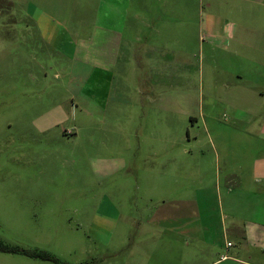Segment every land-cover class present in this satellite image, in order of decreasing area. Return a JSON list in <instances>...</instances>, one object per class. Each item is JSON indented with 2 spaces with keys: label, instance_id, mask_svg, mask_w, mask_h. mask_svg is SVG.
Here are the masks:
<instances>
[{
  "label": "rangeland",
  "instance_id": "rangeland-1",
  "mask_svg": "<svg viewBox=\"0 0 264 264\" xmlns=\"http://www.w3.org/2000/svg\"><path fill=\"white\" fill-rule=\"evenodd\" d=\"M258 1L0 0V245L70 264H182L183 250L172 243L183 225L175 233L168 226H180L190 207L192 235L207 232L184 264L223 254L229 260L217 264H264L258 241L223 233L218 196L149 189L152 168L166 188L162 172L183 163L189 146L203 150L192 160L206 164L209 178L219 163L264 162V66L249 46L264 45ZM136 13L150 23L144 35L173 51L148 54L139 65L136 49L123 69V51H112L123 45L124 18ZM240 72L244 87L261 88L238 95L224 85L238 83ZM248 203L238 199L240 208ZM0 264L56 263L0 249Z\"/></svg>",
  "mask_w": 264,
  "mask_h": 264
},
{
  "label": "crops",
  "instance_id": "crops-1",
  "mask_svg": "<svg viewBox=\"0 0 264 264\" xmlns=\"http://www.w3.org/2000/svg\"><path fill=\"white\" fill-rule=\"evenodd\" d=\"M246 1L248 3L261 2L258 0ZM31 2L33 3L34 1ZM262 2L264 3V0H262ZM126 5L123 4V9L124 12L126 11V15L128 16L132 3ZM33 8L41 9V7L39 6H35ZM124 19L125 20L123 21V39H120V42L123 40V48L121 46L120 49L116 50V53L112 51L113 55L117 53L119 54L123 51V69H125L126 66L130 64L132 57H136L135 53H137V51L139 50L141 53V56L138 57L141 58V61H137L139 65H142L143 58L148 54H156L158 52H162L165 54L167 53V55H169L170 52L173 51L171 50L172 48L170 47V45H168L167 43H165L164 46H159V44L156 45L152 42V38L146 37L144 35L143 30L144 28L149 27L150 23L145 22L143 19H141L138 13H136L135 18L126 17ZM38 23L40 26H44L43 29L45 28L46 24L41 23V19H39ZM131 25L139 26L136 27L134 33L133 30L128 27ZM154 30H156V33L160 36L159 30L157 31V28H155ZM241 41L248 42L247 37L243 35ZM249 46L252 50L250 51L252 57L261 58L258 61L255 60V62L264 66V45L249 43ZM136 49L138 50L135 52ZM250 52L248 53L250 54ZM80 53H82L81 49H78L77 54ZM163 71H165L164 77L169 80L167 84H169L170 82L172 83V76H168L169 73L167 74V72H171L169 68H165ZM235 75H233L235 76V79L237 78L240 80L238 83L231 80L230 82L227 81L226 83H224V85L228 87L235 86L233 89L238 90V95H240V90L246 89L252 91L254 88H261L260 84H249L247 85L248 87H244V85L246 84H244V81H242V73L240 72ZM230 90L231 96H233L234 90ZM258 97L264 99V90H261L258 93ZM229 99H232L230 100L231 103L236 102V100H234L233 98H226V100ZM220 150V152L223 153L225 156L227 155L228 150H226L225 147L220 146ZM182 153L184 157L183 163L177 164L175 161H172L170 165H167L168 167H166V170L162 172V174L164 175L162 179L166 181L168 185L166 188L160 189L161 183L158 184L161 178L160 171L158 170V168H152L151 181L153 180L154 185H150L149 188L150 192L152 193V196H218L220 206L222 207L221 215L222 227H224L223 233L226 235V231L230 230V233L238 234L239 237L243 239V241L247 242L246 239L251 238L254 242L258 241L257 243L261 244L264 247V204L262 205L257 202L264 199V184L260 183V181L264 182V162H256L255 164L242 168L234 165L232 162L223 163V168L222 164L219 163L215 168V172L211 173L212 177L209 178V172L207 171L206 164L202 162L194 164L192 160L193 156H202L203 150L200 147L189 146V148L184 150ZM217 155L218 159H220V154ZM176 178H178V181L176 180ZM212 182H214L215 184L213 186H210ZM176 183L179 185L178 188L176 187ZM193 184H196L198 188H192ZM194 189L196 190L193 191ZM245 196L249 200H251L252 203H248L247 208H240L238 205V199L243 198ZM260 197L261 199L259 200ZM225 201L228 208L223 209V204ZM255 206H257V210L255 209ZM170 213L173 214L172 221L175 222V211H172ZM181 215H183V218L186 216H188L189 218L184 219L182 224L178 227L175 225L176 223H171L168 228H170L173 233H175L183 225V231L179 232L183 235L182 239L173 240L172 247L174 248V250H183V257L181 260L182 264H184L186 262H189L191 259L190 251L192 250V247L194 245L198 247L202 245L201 240L203 236H206L207 230H204L202 232V228H199L197 229L199 233L193 236L191 232L190 207L188 208V210H181ZM223 216L228 217V221H225V219H223ZM193 239L195 240L194 244L192 242ZM229 243L230 242L227 243V250L228 248L232 247V245H228ZM132 250L133 249H131V251ZM228 257L229 256L223 254L220 256L219 260L210 264L220 263ZM171 261L173 264L181 263L173 258L171 259ZM120 264H141V262L139 259H126L123 262H120Z\"/></svg>",
  "mask_w": 264,
  "mask_h": 264
},
{
  "label": "trees",
  "instance_id": "trees-1",
  "mask_svg": "<svg viewBox=\"0 0 264 264\" xmlns=\"http://www.w3.org/2000/svg\"><path fill=\"white\" fill-rule=\"evenodd\" d=\"M0 249L8 252V253H21L23 255L36 258V259H41L45 261H51L56 264H70L64 261H61L59 258L45 252V251H40V250H24V249H19L16 247H7V246H2L0 245ZM83 264H88V263H83Z\"/></svg>",
  "mask_w": 264,
  "mask_h": 264
},
{
  "label": "built area",
  "instance_id": "built-area-1",
  "mask_svg": "<svg viewBox=\"0 0 264 264\" xmlns=\"http://www.w3.org/2000/svg\"><path fill=\"white\" fill-rule=\"evenodd\" d=\"M228 245L231 246V243H229Z\"/></svg>",
  "mask_w": 264,
  "mask_h": 264
}]
</instances>
